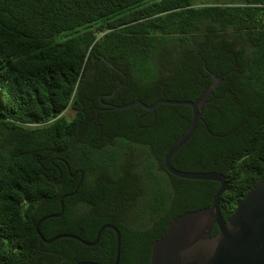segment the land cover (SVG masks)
Returning a JSON list of instances; mask_svg holds the SVG:
<instances>
[{
    "label": "trees",
    "instance_id": "1",
    "mask_svg": "<svg viewBox=\"0 0 264 264\" xmlns=\"http://www.w3.org/2000/svg\"><path fill=\"white\" fill-rule=\"evenodd\" d=\"M213 75L225 80L172 165L225 175L228 220L264 182V0H0L1 264H114L111 229L95 247L38 234L74 193L44 238L93 243L113 225L120 264H152L170 224L210 207L221 185L166 169L191 107H111L196 101Z\"/></svg>",
    "mask_w": 264,
    "mask_h": 264
},
{
    "label": "water",
    "instance_id": "2",
    "mask_svg": "<svg viewBox=\"0 0 264 264\" xmlns=\"http://www.w3.org/2000/svg\"><path fill=\"white\" fill-rule=\"evenodd\" d=\"M225 80V76L213 75V84L206 89L196 101H177L161 99L154 105L148 106L141 101H135L126 106H112V110H126L139 106L147 111L155 110L159 105L188 106L193 111V123L190 130L183 135L168 151L165 166L172 175L192 181H212L219 183L220 189L214 197L210 207L188 212L177 217L169 226L166 234L153 247L152 264H264V182H260L250 190L240 201L228 220L221 211V199L229 189L227 177L219 172H184L172 165L175 155L193 138L198 130L209 106V98L214 90ZM112 95L106 96L111 99ZM84 174L80 184L83 180ZM79 188V187H78ZM76 193L61 199V212L43 218L37 224V232L42 241L52 244L60 239L76 240L88 247L99 244L102 234L113 230L117 235V255L114 264H120L122 236L119 229L113 225L103 226L93 243L86 242L78 236L63 234L47 240L40 231L41 225L49 219L61 218L65 212L64 201ZM217 226L219 233L212 235ZM78 264H99L81 262Z\"/></svg>",
    "mask_w": 264,
    "mask_h": 264
},
{
    "label": "rangeland",
    "instance_id": "3",
    "mask_svg": "<svg viewBox=\"0 0 264 264\" xmlns=\"http://www.w3.org/2000/svg\"><path fill=\"white\" fill-rule=\"evenodd\" d=\"M208 1H214V0H195V4L197 6H201V5L205 4ZM74 115H75V113L72 110H69V111L66 112V117H68L69 119H72L74 117Z\"/></svg>",
    "mask_w": 264,
    "mask_h": 264
},
{
    "label": "flooded vegetation",
    "instance_id": "4",
    "mask_svg": "<svg viewBox=\"0 0 264 264\" xmlns=\"http://www.w3.org/2000/svg\"><path fill=\"white\" fill-rule=\"evenodd\" d=\"M213 230H214V229H213ZM212 233H213V232H212ZM214 236H216V235H214ZM99 242H100V241H99ZM4 250H5V247H4L3 249L0 248V264H1V254H2V252H3ZM6 250H7L8 252L15 253V252L17 251V248H15V247H13V246H8V247L6 248ZM26 253H27L28 257H29V249H27ZM26 264H29V259H27Z\"/></svg>",
    "mask_w": 264,
    "mask_h": 264
}]
</instances>
